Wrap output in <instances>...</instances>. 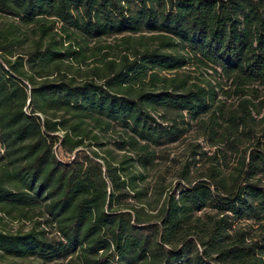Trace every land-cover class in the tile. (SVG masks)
<instances>
[{"label":"trees","instance_id":"obj_1","mask_svg":"<svg viewBox=\"0 0 264 264\" xmlns=\"http://www.w3.org/2000/svg\"><path fill=\"white\" fill-rule=\"evenodd\" d=\"M163 1L185 26L194 55L220 70L225 84L152 72L118 94L103 92L90 118L63 126L61 145L73 158L52 159L37 212L3 210L28 229H0L2 255L41 264H264V150L239 155L228 174L221 168L254 119L246 95L264 86V0ZM230 91L238 107L225 109L221 96ZM190 121L215 146L211 165L189 186L151 190L145 170L159 149L182 140ZM261 122L264 135V115ZM112 131L123 152L117 161L85 143L101 146L100 134ZM249 221L258 236L241 224Z\"/></svg>","mask_w":264,"mask_h":264},{"label":"rangeland","instance_id":"obj_2","mask_svg":"<svg viewBox=\"0 0 264 264\" xmlns=\"http://www.w3.org/2000/svg\"><path fill=\"white\" fill-rule=\"evenodd\" d=\"M152 72L168 76L186 72L192 80L225 84L220 70L194 55L185 26L172 20L163 0H0L1 230H27L28 222L3 210L26 206L29 214L37 212L32 208L46 199L45 177L52 159L73 158L61 145L63 126L77 117L90 118L103 92L118 94ZM254 94L246 95L255 105L254 119L236 135L239 151L221 163L227 174L239 155H248L253 148L264 150V86ZM237 98L232 91L221 96L225 109L238 107ZM155 117L160 120V114ZM187 128L182 140L159 149L145 170L151 190H172L179 182L189 186L188 180L207 172L215 146L194 121ZM116 139L115 132H102L101 146L85 143L91 142L87 148L101 155L108 150L107 157L117 161L123 152ZM251 223L241 224L252 225L250 234L258 236ZM0 264L41 262L0 253Z\"/></svg>","mask_w":264,"mask_h":264}]
</instances>
